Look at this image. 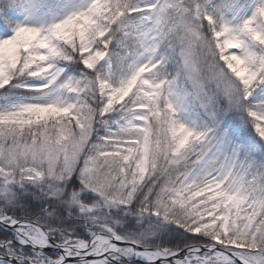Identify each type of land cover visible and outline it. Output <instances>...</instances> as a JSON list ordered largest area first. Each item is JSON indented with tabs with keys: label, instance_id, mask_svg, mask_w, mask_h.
I'll use <instances>...</instances> for the list:
<instances>
[{
	"label": "snow or ice",
	"instance_id": "1",
	"mask_svg": "<svg viewBox=\"0 0 264 264\" xmlns=\"http://www.w3.org/2000/svg\"><path fill=\"white\" fill-rule=\"evenodd\" d=\"M0 264H264V0H0Z\"/></svg>",
	"mask_w": 264,
	"mask_h": 264
}]
</instances>
